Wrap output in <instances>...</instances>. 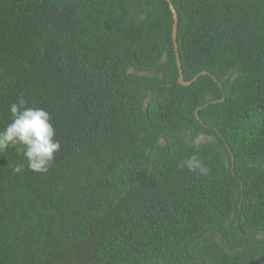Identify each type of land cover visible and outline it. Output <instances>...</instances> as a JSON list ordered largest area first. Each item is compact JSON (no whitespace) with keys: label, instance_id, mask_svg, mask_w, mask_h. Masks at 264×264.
<instances>
[{"label":"trees","instance_id":"obj_1","mask_svg":"<svg viewBox=\"0 0 264 264\" xmlns=\"http://www.w3.org/2000/svg\"><path fill=\"white\" fill-rule=\"evenodd\" d=\"M172 3L189 87L165 0H0V130L22 97L61 144L0 152V264H264V0Z\"/></svg>","mask_w":264,"mask_h":264},{"label":"clouds","instance_id":"obj_2","mask_svg":"<svg viewBox=\"0 0 264 264\" xmlns=\"http://www.w3.org/2000/svg\"><path fill=\"white\" fill-rule=\"evenodd\" d=\"M10 123L0 130V152L15 148L27 160L29 170L37 173H47L55 160V154L60 151L61 144L56 139L54 125L50 113L41 107L29 106L24 98L9 106ZM191 146L195 150L191 156L183 160L178 167L199 173L202 176L210 174V169L199 157V143L193 140ZM23 165L13 168L20 173Z\"/></svg>","mask_w":264,"mask_h":264},{"label":"water","instance_id":"obj_3","mask_svg":"<svg viewBox=\"0 0 264 264\" xmlns=\"http://www.w3.org/2000/svg\"><path fill=\"white\" fill-rule=\"evenodd\" d=\"M165 1L169 4L170 10H171V13H172V16H173L172 19L174 20V26H173V41H174V46H175V51H176L177 65H178V68H179V84L182 85V86H184V87H189L194 82H196L200 76H205V75H209V74L206 73V72H204L200 76H198L195 79H193L191 82H185L184 75H183V71H182V64H181V60H180V56H179V52H178V44H177L178 24H179L178 17L179 16H178L177 11H176L173 3H172V0H165ZM213 79H214L215 82H217V80L214 77H213ZM220 88L223 89L222 85H220ZM224 100H225V98H223V100L221 102H224ZM214 104H216V102H214ZM200 110L201 109H199V110H197L195 112V115H196L195 118H197V120L203 124V122L201 121V119L198 117Z\"/></svg>","mask_w":264,"mask_h":264}]
</instances>
